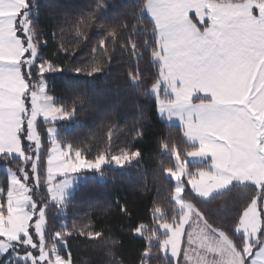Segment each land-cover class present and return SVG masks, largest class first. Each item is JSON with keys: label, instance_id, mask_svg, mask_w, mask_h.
<instances>
[{"label": "snow or ice", "instance_id": "snow-or-ice-1", "mask_svg": "<svg viewBox=\"0 0 264 264\" xmlns=\"http://www.w3.org/2000/svg\"><path fill=\"white\" fill-rule=\"evenodd\" d=\"M111 8L108 0H92L80 17L63 12L78 37L87 35L82 28L103 34L84 63L63 45L51 55L41 50L48 39L32 0H0V10L6 9L0 11V161L8 173L6 186L0 185V260L76 264L70 245L74 236L105 239L90 216L87 223L62 221L55 227L49 212L69 203L74 174L82 169L103 178L104 165L139 164L143 153L135 142L143 138V125L133 129L123 147L86 158L59 135L55 122L75 117L87 93L74 89L57 96L47 76L65 71L100 76L110 67L109 43L113 49L119 43L157 69L152 80L138 70L128 77L142 88L140 95L154 98L161 116L179 122L187 141L181 153L174 140L160 138L159 148L174 163L161 162V171L175 181L172 219L157 205L150 210L151 224L128 225L129 234L145 242L139 264H152L154 251L165 255L166 264H264V0H136L127 9L135 21L130 31L127 16L106 19ZM125 32L128 37L122 40ZM138 35L145 39L138 43ZM60 52L71 59H53ZM145 118L140 112L138 119ZM41 120L46 137L39 131ZM194 160L206 167L190 170ZM233 190L244 191L245 198L230 225L218 227L197 201ZM114 206L132 221L127 205L117 200ZM106 243L113 245L106 250V264H123L114 251L119 242L108 238Z\"/></svg>", "mask_w": 264, "mask_h": 264}, {"label": "trees", "instance_id": "trees-1", "mask_svg": "<svg viewBox=\"0 0 264 264\" xmlns=\"http://www.w3.org/2000/svg\"><path fill=\"white\" fill-rule=\"evenodd\" d=\"M112 5L107 13L108 21L127 16L129 31L131 24L135 23L128 15V7L136 0H108ZM92 0H34L35 10L38 13L36 20L44 29L43 36L48 39V45L41 50L51 55L60 45L69 51H76L78 59L84 63L92 59L91 49L98 45L102 33L93 28H82L87 35L77 36L71 24L65 23L63 12L66 10L74 17H80L81 12L87 13ZM60 25H63L61 30ZM142 27H147L145 23ZM151 30L150 28L148 29ZM55 32L56 39H52ZM128 37L125 32L121 39ZM142 42L145 37H134ZM111 53L108 70L94 78L83 75L76 76L71 72L49 73L47 83L55 89V95L61 96L79 89L87 93L88 99L84 106L77 109L75 117L67 123L57 125L58 133L71 143L73 147L80 148L86 158L93 159L100 150H109L124 146V142L131 141L133 129L139 124L143 125V138L135 142V148L143 153L139 164L127 168L108 165L103 167L104 177L99 178L95 173L88 175L79 183L68 198L69 203L62 209L53 208L49 212L50 226L59 227L63 221L71 225L73 220L87 223L89 216L95 231H102L104 240H89L86 237L74 236L70 241L72 253L76 264H106L109 257L105 254L111 243L108 238L118 241L114 247L117 257L123 264H139V253L144 246L140 237L129 234L130 223H152L150 210L154 206H161L168 220L172 219V205L169 203L174 183L161 171V162L164 166H173V158L167 151L159 148L160 138L174 140L181 153L185 151L187 141L182 138L179 126L167 124L158 117L154 107V98L140 95L138 89L129 80V71H139L146 79L152 80V74L157 70L152 67L147 58L132 55L131 49L125 50L119 43L113 46L109 43ZM96 58H101L96 53ZM107 59V57H103ZM61 61H68L70 56L63 52L58 57ZM67 99V95L64 96ZM143 112L144 120H139ZM171 146V145H170ZM0 161V185L7 184V175ZM190 170L204 167L203 164L190 163ZM191 197V195H190ZM245 193L242 190H233L226 196H213L207 201H197L200 207L214 221L217 226L230 225V222L241 206ZM127 205L132 221L126 219L115 207V202ZM109 204L113 207L104 211ZM87 214V215H86ZM235 238V237H234ZM238 239V238H237ZM152 264H166V257L154 251Z\"/></svg>", "mask_w": 264, "mask_h": 264}, {"label": "rangeland", "instance_id": "rangeland-1", "mask_svg": "<svg viewBox=\"0 0 264 264\" xmlns=\"http://www.w3.org/2000/svg\"><path fill=\"white\" fill-rule=\"evenodd\" d=\"M32 3L34 4V0H32ZM0 11H6V9H4V10H0ZM157 114H158V117H159L161 120L165 121L167 124H170V125H177V126H179V122H178L175 118H173L172 120H168L166 116H161L158 112H157ZM68 121H69V120H63V121H57V122H55V123H56V126H57L59 123H67ZM45 128H46V125H45V124L42 122V120H41V121H40V125H39V131H40L41 133H43V134L45 135V137H46V136H47V133H46V131H45ZM73 158H74V157H73ZM191 163L203 164L204 167H206V162L201 161V160H194V161H191ZM2 166H3V169H4V171H5L4 163H2ZM105 166H108V165H104L103 167H105ZM113 166H115V165H113ZM115 167H117V166H115ZM5 172H6V171H5ZM93 173H95L96 176L99 178V176H100L99 173L95 172L94 170H89V169H87V168L82 169L81 172L78 173V174H74V175H75V180H74V183H73V187H72V189L69 190V197L72 195L74 188H75L79 183H82V182L85 180V178L88 177V175H92ZM6 175L8 176V173H7V172H6ZM166 175H167V177L169 178L168 174H166ZM197 178H198V177H197ZM182 179L184 180L185 184L187 185V179H188V177H187V176H183ZM171 180H172V179H171ZM172 181H173V183H174V185H175V181H174V180H172ZM187 187H188V193H187V195H186V199L190 198V195H192L191 190H190V186H187ZM69 197H68V198H69ZM207 200H209V199H205L204 201H207ZM186 227H187V226H186ZM186 240H187V236L185 235V237H184V241L186 242ZM185 246H187L186 243H185ZM161 254H162V256H165L163 253H161ZM0 264H4V261H3V260H0ZM20 264H22V262H20Z\"/></svg>", "mask_w": 264, "mask_h": 264}]
</instances>
